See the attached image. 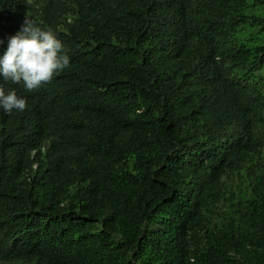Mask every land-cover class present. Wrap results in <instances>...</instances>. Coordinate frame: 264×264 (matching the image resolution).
I'll return each instance as SVG.
<instances>
[{
	"label": "trees",
	"instance_id": "1",
	"mask_svg": "<svg viewBox=\"0 0 264 264\" xmlns=\"http://www.w3.org/2000/svg\"><path fill=\"white\" fill-rule=\"evenodd\" d=\"M26 16L69 64L0 75V264H264V0H0V57Z\"/></svg>",
	"mask_w": 264,
	"mask_h": 264
},
{
	"label": "clouds",
	"instance_id": "2",
	"mask_svg": "<svg viewBox=\"0 0 264 264\" xmlns=\"http://www.w3.org/2000/svg\"><path fill=\"white\" fill-rule=\"evenodd\" d=\"M34 23L26 16L20 31L10 37L6 52L0 57V75L14 83L23 81L28 90L51 81L57 71L69 64V57L61 52V41L51 30L43 31L34 27ZM0 106L7 112L24 110L26 99L18 98L14 90L6 95L0 87Z\"/></svg>",
	"mask_w": 264,
	"mask_h": 264
}]
</instances>
